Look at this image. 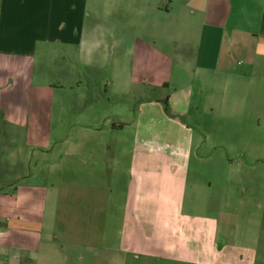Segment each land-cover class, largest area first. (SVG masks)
<instances>
[{
    "label": "crops",
    "instance_id": "crops-1",
    "mask_svg": "<svg viewBox=\"0 0 264 264\" xmlns=\"http://www.w3.org/2000/svg\"><path fill=\"white\" fill-rule=\"evenodd\" d=\"M109 2L0 0L2 141L15 132V111L25 113L18 124L30 125L27 107L7 98L14 75L28 84L38 56L56 48L63 58L73 49L90 55L88 33ZM121 11L122 51L127 38L135 49L150 42L175 77H198L203 101L215 98V111L206 107L222 119L229 112L233 140L225 143L241 145L237 160H262L249 145H264V0H122ZM197 31L190 45L185 33ZM172 83L169 112L162 97L122 105L121 124L66 123L44 149L51 161L32 164L12 142L0 150V264H264L263 229L230 236L222 212L200 211L204 204L188 193L191 172L206 159L193 128L200 107L191 84ZM111 130L122 132L114 146ZM261 177L242 186L247 219L258 226Z\"/></svg>",
    "mask_w": 264,
    "mask_h": 264
},
{
    "label": "rangeland",
    "instance_id": "rangeland-1",
    "mask_svg": "<svg viewBox=\"0 0 264 264\" xmlns=\"http://www.w3.org/2000/svg\"><path fill=\"white\" fill-rule=\"evenodd\" d=\"M107 1H110L109 5H102L101 10H110V13L95 16V22L98 24L96 30L88 33L91 42L88 41L90 55L86 52L87 49L83 53L80 49L79 53L73 49V57L64 54L63 58L64 49L56 48V51L49 50L47 53H41L43 56H38L28 84L27 81L17 80L14 73L11 80V84L14 83L13 93L7 94V98L15 106L24 104L27 107L30 125L26 127L18 124L16 121H21L25 113L14 112L12 119L16 123L15 132L7 137L10 138L8 142L13 143V151L30 157L32 164L37 160L51 161L55 154L44 149L53 145L63 133L61 127L66 123L70 125L79 121H99L113 125L121 124L122 105L135 106L138 100L162 97L164 98L161 102L164 105L169 104L168 95L173 88L172 81L187 87L191 84V99L200 107L193 119L202 126L193 124L194 133L200 147L199 152L201 151L206 159L202 161L199 169L191 172L188 193L197 196L204 204L200 211L222 212L218 215L225 216L223 224L230 236H236L235 238L240 240L247 232L259 233L264 230V225L249 223L247 217L250 212L243 205L248 198L242 188L250 178H264V145H260L263 149L258 145H249V151L253 150L256 158L262 160H237L236 155L241 145L225 143V138L233 140L231 129L226 127L230 120L229 112L223 119L219 115L216 117L215 98L210 96L203 101V96L199 94L198 77H175V73L169 71V65L158 61L151 51L150 42L144 49L139 45L135 49L127 38L122 51V0ZM119 7L121 10H118ZM185 34L186 41H189L190 37L193 41H198V31ZM192 43L190 42V45ZM193 51L192 48H188L186 52L182 49L189 57H192ZM193 64L196 65L194 62ZM13 69L17 72L20 68L15 64ZM122 92L133 97L123 96ZM205 103L212 104L214 111L207 108ZM3 119L5 117L0 118V121ZM2 129L4 125L0 123V136ZM11 135L14 136L13 139ZM94 136L96 134H93ZM105 136L108 138L107 142L114 146L122 138V132L111 130L109 135ZM8 142L2 141L1 138L0 150H5ZM244 161H247L249 167L245 168ZM215 219L219 221L217 225L222 226V219Z\"/></svg>",
    "mask_w": 264,
    "mask_h": 264
},
{
    "label": "trees",
    "instance_id": "trees-1",
    "mask_svg": "<svg viewBox=\"0 0 264 264\" xmlns=\"http://www.w3.org/2000/svg\"><path fill=\"white\" fill-rule=\"evenodd\" d=\"M167 102H168V100H167ZM165 106H166V110L169 112V111H170V106H169V104L166 103Z\"/></svg>",
    "mask_w": 264,
    "mask_h": 264
}]
</instances>
